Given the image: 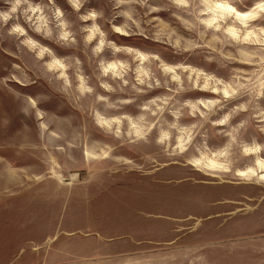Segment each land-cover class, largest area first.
I'll return each mask as SVG.
<instances>
[{
  "label": "rangeland",
  "instance_id": "1",
  "mask_svg": "<svg viewBox=\"0 0 264 264\" xmlns=\"http://www.w3.org/2000/svg\"><path fill=\"white\" fill-rule=\"evenodd\" d=\"M216 1L0 23V264H264V182L235 175L264 159V0Z\"/></svg>",
  "mask_w": 264,
  "mask_h": 264
},
{
  "label": "clouds",
  "instance_id": "2",
  "mask_svg": "<svg viewBox=\"0 0 264 264\" xmlns=\"http://www.w3.org/2000/svg\"><path fill=\"white\" fill-rule=\"evenodd\" d=\"M69 2L71 3L72 0H69ZM126 2V0H118V3H124ZM128 2H132V0H128ZM135 2H138L141 4V6H143V4H145L147 2V0H135ZM173 4L176 5H181L183 4L185 7H187L188 5V0H172ZM75 7H79V5H74ZM18 11H20L21 15H23L27 20H31L32 17L29 15V13H35L40 11V5H33L32 0H13L11 7L8 11H0V23L3 24H7L10 20L14 19V14H16ZM59 11V10H58ZM232 11H235V9H232ZM92 18L95 19L96 13H92ZM123 15L126 16V18L128 20H131L132 17L130 15H128V13H123ZM84 19H87V17H84ZM201 24H204L207 28H212L213 25L215 24V21H208V20H202L200 21ZM122 27H115L114 31L118 32V33H122L123 35H127V32H123L122 31ZM37 31H39V29H36ZM95 32L100 33L101 36H103V33L100 32L99 26H94L93 29ZM12 32L15 33H19L22 36L26 35L24 28L17 24H13L12 28H11ZM217 31H219V28H217ZM71 38V34L68 32H64L63 35L61 36V39L68 41ZM94 39V37L92 35H89L86 37V40L88 42H91V40ZM28 42L32 43L31 38H28ZM72 42H75L74 40ZM114 43V42H113ZM100 44H103V40L100 41ZM95 51H100V47H97L96 49H94ZM48 51V49H43L39 55L42 57L44 55V52ZM115 51H120V47L116 46L115 47ZM157 59H159L157 57ZM60 62L57 60L56 64H59ZM61 68H63V65H60ZM114 67V65H109V68ZM121 67H126L124 65H122ZM165 72H172L173 69L171 67H168L166 69H164ZM104 74L107 75L108 74V70H104ZM114 77L117 76H121L120 72H115L113 73ZM122 78V77H121ZM173 80H179V76H172ZM141 83H143V81H140ZM158 84V82H157ZM151 86V85H150ZM105 87H108L107 85H105ZM103 99V98H101ZM175 125H173L174 127ZM165 136H167V134H165ZM159 142H163L162 140ZM261 180H264V176L260 177Z\"/></svg>",
  "mask_w": 264,
  "mask_h": 264
},
{
  "label": "bare ground",
  "instance_id": "3",
  "mask_svg": "<svg viewBox=\"0 0 264 264\" xmlns=\"http://www.w3.org/2000/svg\"><path fill=\"white\" fill-rule=\"evenodd\" d=\"M216 4H223L226 8L232 9V7L225 1L219 0L215 2ZM237 14H241V12H238L235 10ZM246 152H253L255 153V159H254V166H247L242 169H237L235 172V175L238 178L245 179L249 178L251 176H255L257 179L260 181L264 182V180H261L260 177L264 176V159L259 156V154L256 152V146L253 147H246L244 148ZM195 165H198L200 162L199 160L193 161ZM205 166L215 168V169H220L222 171H228V168L224 165L219 163L218 161L212 159V158H207Z\"/></svg>",
  "mask_w": 264,
  "mask_h": 264
}]
</instances>
